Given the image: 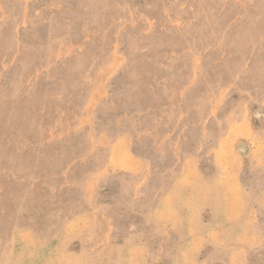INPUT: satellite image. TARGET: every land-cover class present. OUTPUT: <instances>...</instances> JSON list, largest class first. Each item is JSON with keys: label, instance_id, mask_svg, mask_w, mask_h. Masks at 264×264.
<instances>
[{"label": "rangeland", "instance_id": "obj_1", "mask_svg": "<svg viewBox=\"0 0 264 264\" xmlns=\"http://www.w3.org/2000/svg\"><path fill=\"white\" fill-rule=\"evenodd\" d=\"M67 161L83 188L42 207ZM259 207L264 0H0V264H264Z\"/></svg>", "mask_w": 264, "mask_h": 264}, {"label": "crops", "instance_id": "obj_2", "mask_svg": "<svg viewBox=\"0 0 264 264\" xmlns=\"http://www.w3.org/2000/svg\"><path fill=\"white\" fill-rule=\"evenodd\" d=\"M149 140H156V139H160L163 140L165 138L168 137V135L170 134V129H168V121L166 119H155L152 124L150 125L149 128ZM153 142H151L152 144ZM153 154L155 153L156 155H161L164 154L163 152H158V149L155 147L156 143H153ZM158 152V153H157ZM26 152H24L22 149L18 151L17 153V157L14 159H9V161L7 162V171L5 173V177L8 176H15L16 175V169L18 167H20L21 165L26 164L29 159H26L25 157ZM144 153H142L141 155H143ZM52 154H49V152H45V149H41L38 150L37 153H35L32 156H35V158L40 157V156H52ZM151 156V154L149 153V157ZM111 151H109L108 156H107V160L103 159V165H105L103 171L104 172H109V174L114 175L115 173V178L112 177V179L116 182V183H121L124 181V179L122 178H118V174L122 175L124 171H121L118 169H116V167H110L111 164ZM151 159V158H150ZM149 161H151V175H149V186L154 183H158V179H161V176H166L168 174V172L170 171V166L169 164H166V162H164L163 165H157L156 161H153V158ZM68 162V161H67ZM73 163L68 162L65 164V167L62 169L61 174L63 176V178L61 179V181H59V179L54 180L51 179V181H45L43 182L40 186V190L38 195L41 198V202H42V207L44 205L45 202V198L48 197L52 203L53 206H57L60 202V197L63 195V201L70 203L73 200L74 194L76 193V188H83L82 185V179L80 178H76L78 176H74V177H68V172L69 170L72 168ZM160 168V169H159ZM111 169V170H110ZM120 172V173H119ZM57 173V176L59 175V173L56 171L55 174H52V177L55 176ZM46 177L47 174L44 172L43 173ZM36 183L39 180V175L36 176ZM24 177L23 176H19L17 177V181L18 182H23ZM44 180V179H42ZM79 191V190H78ZM45 199V200H44ZM83 200V199H82ZM83 202V201H82ZM85 204V202L83 203ZM260 211H261V216L263 218V213H264V209L262 207H259ZM84 211H71L70 213L67 214L66 218H70L71 215H79L82 214ZM88 213V212H87ZM146 219L148 221V224H156L155 222L157 221L153 215L152 212H147V214L145 215ZM44 223H42L43 225ZM151 226V225H148ZM5 225L4 224H0V260L2 258L3 255L6 254V252L11 249V245H12V241L16 240V247H15V254H14V258H17L18 256H20L22 253V248L20 247V251H18L19 248V241L17 240V235L16 233H12L10 231H8L7 233L5 232ZM27 230V229H26ZM24 230V231H26ZM22 231V233L24 232ZM1 232H3V234L1 235ZM21 233V232H19ZM21 233V234H22ZM58 234V233H57ZM56 234V235H57ZM18 251V253H16Z\"/></svg>", "mask_w": 264, "mask_h": 264}]
</instances>
